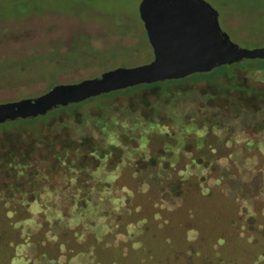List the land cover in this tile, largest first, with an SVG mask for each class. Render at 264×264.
I'll return each mask as SVG.
<instances>
[{
	"label": "rangeland",
	"instance_id": "rangeland-1",
	"mask_svg": "<svg viewBox=\"0 0 264 264\" xmlns=\"http://www.w3.org/2000/svg\"><path fill=\"white\" fill-rule=\"evenodd\" d=\"M208 1L234 42L246 48L264 45V0L259 4ZM138 3L0 0V102L36 96L53 84L76 82L117 66L150 61L153 49ZM261 61L264 58H247L240 63ZM181 79L170 82L166 93L156 86H142L104 96L101 106L87 101L73 112L76 117L68 127L54 122L51 130H45L36 122L37 133L51 137L61 132L60 140L71 150H88V144L96 148L95 158L86 160L89 169L47 171L52 157L29 123L0 128V138L5 132L15 133L14 145L0 148L15 150L11 157L29 162L28 169L35 173L36 181L26 184L23 179L21 189L58 192L48 201L54 206L85 203L93 192L104 209L98 220L105 225L97 231L104 240L99 251L102 262L264 264V233L259 232L264 207L255 215L234 197L256 196L264 186V69L235 68L232 74H217L213 80ZM64 116L68 117L61 112L58 117ZM51 118L56 120L55 115ZM201 158L211 162L198 163ZM234 159L237 170H250L241 176L247 179L241 187L234 177L237 170L227 168ZM230 169L233 175L227 173ZM216 176H223L220 183L216 184ZM15 178L11 167L0 169V211L20 205L37 207L31 195L22 199L6 186L9 181L17 183ZM168 178L184 180L177 187L178 193L182 188L181 196L166 190ZM197 183L201 189L194 188ZM109 193L121 195L123 202L106 198ZM178 202L182 206L175 209ZM124 203L133 207L131 216L122 214ZM8 220L0 213V232H4L0 245H7L0 248V264H29L32 254L19 243L18 230H8ZM117 221L130 224L117 229ZM84 233L92 246L97 237ZM76 240L70 235L69 247ZM83 253L71 262H86Z\"/></svg>",
	"mask_w": 264,
	"mask_h": 264
},
{
	"label": "trees",
	"instance_id": "trees-1",
	"mask_svg": "<svg viewBox=\"0 0 264 264\" xmlns=\"http://www.w3.org/2000/svg\"><path fill=\"white\" fill-rule=\"evenodd\" d=\"M251 2L260 3V0H252ZM263 2V1H262ZM264 4V3H263ZM146 32V31H145ZM262 59V58H258ZM240 68L242 70H245V68H249V70L254 69H264V61H261L258 64H249L245 65L244 63L241 64L240 62H235L230 65H223L219 66L217 68H214L212 71L209 72H194L183 79H196V78H206L209 80L215 79V76L217 74H223L224 72H228L232 74L233 69ZM176 79H165L160 80L152 83H140L134 86H130L123 89H117L113 90L108 93H103L99 96L90 97L87 98L81 102L69 104L66 106L58 107L50 112H48L44 116H38L31 119H19V120H13V121H6L0 123V128H6L5 130H8L9 126L13 124H17L18 122H24L29 123L35 130V135L39 138V140H43L45 143V147L48 148V152L50 153V156L52 157L53 162L50 163L48 166L47 171H51L52 167H54V170H59L61 172H66V169L71 168L75 170H84L89 169L90 165L87 163V159L89 157L95 158V152L96 148H93L91 144L89 145V149L80 151L79 147H76L73 149H70L69 144L66 141L60 140L62 139L61 132L60 134L56 135L52 134L51 137H47V134L44 135L43 133H37L36 131L39 128L40 125L36 122H40L41 125H44L41 129H52V124L58 123L62 126H67L68 123L71 120L72 117H76V114L73 113L76 111V108H79L82 106L85 102L95 100L97 105L101 106L102 104L99 103L101 98L104 96L112 95L113 93L117 91H128L133 88L142 87V86H156L160 89L161 92H167L168 84L170 82L175 81ZM179 80V79H178ZM226 80L224 79L223 82ZM54 85V84H53ZM51 85L50 88L53 86ZM234 87V86H230ZM49 88V89H50ZM228 88V87H227ZM61 112H64L66 116L59 118L58 116L61 114ZM55 115L56 120L51 118V116ZM58 120V121H57ZM82 121V120H81ZM61 124H60V123ZM70 129V127H69ZM15 133H9L5 132V136L0 138V147L4 144H7L9 146L14 145ZM57 137V138H56ZM258 148L259 146H255L253 149ZM5 148H0V169L8 171L11 167L16 175L15 180L18 182L15 184L12 181H9L6 186L9 187L13 193H19L22 197V199H27V195H31V197L34 198V200H37V207L30 208V206L26 205H20L19 206H13V207H7L5 210L2 209L0 211L1 215L7 217L8 224L6 227L8 230L9 228H15L18 230V234L20 235V241L22 248L24 247V250L26 252H29V255L31 257H28L29 264H34L35 261H39V264H117L118 259L114 260H104L102 262L101 254L99 251L101 250V246L103 244V239L101 237H98L97 231L101 228V225L104 226L105 224L102 223L100 220H98V217L102 216L101 213L104 212V209H102L101 203L98 202V199L93 197V192L91 191L89 193V198L85 203H77L76 201L71 206H63V205H57L54 206L51 203H48L50 201L51 195L58 194V192L52 191L50 194H47L45 192H42V189L39 190H32V189H21V183L20 181L26 180V184H30L32 182H35V173L31 172L28 169L29 162H20L18 159L12 158L11 156L14 154L15 150H12L9 148L8 150H3ZM26 158V156H25ZM239 159V158H238ZM86 161V162H85ZM198 163L202 164H208L211 162V160L201 158V160H197ZM206 161V162H205ZM166 166V165H165ZM164 166V167H165ZM213 168V167H211ZM227 168H237L240 167L236 164L235 159L231 160V163L228 164ZM236 169V170H237ZM255 169V168H254ZM227 173L230 175L234 174V171L230 169ZM250 170L247 168V170L242 173L240 170H237L238 174H234V177L237 181V186L241 187L244 183H246L245 180L242 179V175H247ZM252 176V175H251ZM223 176L220 177H214L216 184L220 183ZM250 180V178H248ZM166 190H172L174 194L178 193V185H183L184 180L182 178H179L175 181L173 179L167 180ZM42 183H46L45 181V174H42ZM111 185H114L111 183ZM200 187L201 184L197 183V186L194 188ZM182 190V188H181ZM177 194L176 197L179 195H182V191ZM43 193V194H42ZM129 194V192H126ZM109 193L106 195V198L108 199H120L121 203L123 202V198L119 194ZM235 199L237 197L244 203L245 210L248 208L253 212L255 215L261 213L264 207V186L259 191V193L256 196H250L236 194ZM105 195L103 196V200H106ZM125 206V210L121 211L124 216L130 215L133 213L134 209L132 206L129 205V203H124L123 207ZM182 206L180 202L177 203L175 209L177 207ZM107 208L110 209V206ZM111 209H113L111 207ZM126 218V217H125ZM106 222V221H105ZM15 224H18V226H15ZM130 222H124V221H117L114 224V227L117 229H120L122 226L129 225ZM133 224V223H132ZM134 225V224H133ZM110 226V224H109ZM85 231H89L93 233V236H96V242L94 244H89L90 240L85 239ZM117 231V230H116ZM1 230L0 234L4 235V232ZM259 232L264 233V224L261 226ZM71 237L77 236V240L75 241V245L72 247L68 245L69 239ZM3 238L4 236H0ZM4 239V238H3ZM44 241V243L42 242ZM134 242H137L136 239H134ZM143 242V240H142ZM47 243L53 244L48 245ZM8 244V243H7ZM40 244H43L42 246ZM3 247H7L6 242L2 244ZM0 245V248L1 246ZM51 246H54L55 249L50 248ZM91 247V248H89ZM51 251H50V249ZM84 252V253H83ZM80 253H83L85 255L84 257L87 258L86 262H80L79 260L71 262V260L77 256V259L80 257ZM17 254V253H16Z\"/></svg>",
	"mask_w": 264,
	"mask_h": 264
},
{
	"label": "water",
	"instance_id": "water-1",
	"mask_svg": "<svg viewBox=\"0 0 264 264\" xmlns=\"http://www.w3.org/2000/svg\"><path fill=\"white\" fill-rule=\"evenodd\" d=\"M138 13L153 49L150 61L117 66L76 82L54 84L36 96L0 102V123L44 116L58 107L140 83L264 58V45L246 48L230 38L208 0H139Z\"/></svg>",
	"mask_w": 264,
	"mask_h": 264
}]
</instances>
